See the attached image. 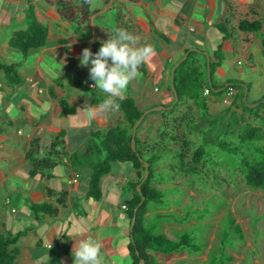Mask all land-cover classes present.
Returning <instances> with one entry per match:
<instances>
[{
    "label": "crops",
    "instance_id": "0c3cea01",
    "mask_svg": "<svg viewBox=\"0 0 264 264\" xmlns=\"http://www.w3.org/2000/svg\"><path fill=\"white\" fill-rule=\"evenodd\" d=\"M45 1L0 0V63L18 64L24 81L19 86L0 81V105H4L0 109V235L24 233L11 247L14 264H73L76 241L88 237L102 242L104 264H117L121 259L117 258L119 254L128 259L125 264H131L128 246L132 221L127 215V202L132 195L127 192L121 206L126 218L114 217V211L119 210V199L109 202V206L104 187L105 180L111 176L112 183L125 197L128 183L137 178L133 166L120 163L119 170L113 174V165V171L102 182L103 198L95 201L87 197L89 169L74 168L64 154L51 176L32 178L28 158L32 144L38 141L39 154L44 155L50 151L53 139L66 132V151L72 154L84 150L93 131L114 127L124 120L120 110L107 118L88 119L83 110L87 105H95L91 98H106L107 94L92 87L94 81L90 79L87 88L82 89L78 84L85 76L89 77L85 68L91 67H80L78 57L82 50L91 48L96 53L97 43L106 41L118 28L139 35L141 44H152L155 48L156 55L140 67V76L120 97L135 99L143 112L175 101L169 90L172 65L188 49L196 48L212 56L223 43L224 34L220 35L215 27L221 22L232 23L245 37L239 52L249 60L248 71L264 68L262 33L240 30V23L245 20H260L264 26V0H93L90 16L93 36L87 41H78L73 26L63 22ZM32 5L50 34L45 48L25 57L12 50L9 41L14 32L27 27V12ZM254 44L257 48L253 49ZM223 45L224 51L234 50L229 41ZM227 68L224 62L218 70ZM232 79L227 78L219 85L242 83ZM64 101L76 108L75 113L63 115ZM11 104L15 110L9 113ZM161 121L158 117L149 118L140 133L142 139L153 138ZM49 191L68 192L69 202L58 216L40 219L31 208L56 205L57 199ZM124 206L127 208L123 209Z\"/></svg>",
    "mask_w": 264,
    "mask_h": 264
},
{
    "label": "trees",
    "instance_id": "16d2710c",
    "mask_svg": "<svg viewBox=\"0 0 264 264\" xmlns=\"http://www.w3.org/2000/svg\"><path fill=\"white\" fill-rule=\"evenodd\" d=\"M75 1V4L69 0H46L45 3L56 10L63 22L73 26L78 41L90 40L93 36L90 24L91 4L85 3V0ZM227 25L222 23L215 25L224 34V38L223 43L219 45L212 56L210 53V75L216 90L228 84L229 86L222 92L214 93L209 86L206 56L192 52L190 49L186 50V53H189L188 58L177 68L175 73V87L179 95V102L172 110L166 109L157 112L160 114L161 124L156 130L154 138L143 140L140 133L149 119V115L146 116L137 129L136 151L132 149L133 127L144 112L138 108L135 99L131 97L117 99L124 120L114 127L93 131L82 151L72 154L66 151V132H61L55 137L50 151L44 155L40 156L39 154L40 144L38 141H35L31 146L28 158L32 164L30 171L32 178L51 176L53 170L60 165L61 156L64 154L69 158L74 168L89 169L90 180L87 197L95 201H101L103 198L102 182L105 177L111 174L113 164L130 163L133 166L137 178L127 185L128 192L132 195V198L127 202V215L131 221L136 217L135 226L130 233L133 240L131 238L128 246L131 264H140L142 260L145 264H164L159 261L160 258L169 259L185 251L190 254L202 252V249L195 244L188 234H181L177 239H172L166 231L157 233L159 224L150 222L151 204L160 206L166 202L164 192L153 186L154 167L165 156L167 159L178 161L177 172L179 175H196L199 177L204 175L205 181H209V174H214L217 177V168L224 166L223 163L221 164L222 161L220 162L219 156L210 151L213 148L209 145L217 144L216 148L219 153L236 157L233 176H241L248 188L264 191V126L255 125L252 121L253 115L247 114L248 111L253 112L254 110L249 109L244 103L245 90L235 84L241 82L232 81L219 85L214 81L217 70L226 60L223 44L230 41L232 37L228 33ZM263 28V22L260 20H245L240 23L241 31L262 33L261 44L264 53ZM49 34V27L40 22L36 8L32 5L27 12V27L13 33L9 47L27 57L47 46ZM161 37L169 42V39L164 35ZM101 46V43H97V51ZM175 64L172 65L171 70ZM0 72L4 74L11 86H19L24 83L19 74V65L16 63H0ZM247 87L250 90V86L247 85ZM206 89L210 90L209 95H205ZM169 90L173 92L171 83ZM230 90L233 91L232 105L228 106L225 100ZM104 99L92 97L91 102L98 105ZM263 100L264 96L261 101ZM261 101L260 103L263 104ZM181 103L191 104L186 113H180L179 105ZM217 105L220 107L217 108ZM64 106L63 115L75 113L76 108L67 101H64ZM203 120H205L204 127L201 126ZM194 136L203 141L205 139V145L197 144ZM215 158L219 161H216ZM142 160L150 164V174L143 183L142 194H140L137 187L143 182L145 176V166ZM224 162L226 163V161ZM49 192L57 199L56 205H34L31 208L36 217L40 219L45 216H58L60 209L65 208L69 202L68 192ZM142 197H145L143 203ZM141 203L142 205L135 216V209ZM209 213V210H205V218ZM191 215L192 213L187 214L188 217ZM155 217L171 222L174 218L181 216L176 217L173 212H158ZM187 220L182 216L180 225ZM231 227H234L235 234H239L242 239L244 238L241 225L236 224L235 218L232 220L229 231L232 229ZM180 232L181 230L178 233ZM23 234L21 232L16 236L0 235V264H14L15 255L11 251V247ZM230 239L232 237L226 233L225 242L221 246L224 251ZM214 253L212 251L206 264H219L216 253Z\"/></svg>",
    "mask_w": 264,
    "mask_h": 264
},
{
    "label": "rangeland",
    "instance_id": "374dc122",
    "mask_svg": "<svg viewBox=\"0 0 264 264\" xmlns=\"http://www.w3.org/2000/svg\"><path fill=\"white\" fill-rule=\"evenodd\" d=\"M221 23L228 24V33L232 36L229 45L233 46L234 50L224 51L226 55L225 64L228 65V68L218 70L214 76V81L216 84H223L222 82H225L227 78L240 80L243 84L250 86L247 102L249 104L260 103L264 96V68H258L254 72L248 71L251 70L249 60L243 58L239 52L245 37L241 32L236 31L233 25V27L231 26L232 23ZM219 34L223 35L221 31ZM255 35L260 36V34ZM256 44L253 45V49L257 48ZM85 72L89 73V68H85ZM88 79L89 77L85 76L84 81L78 83L82 89L87 88L89 85ZM1 80H3V83L7 82L2 72H0ZM161 90H164L163 87ZM10 95L12 96V94ZM13 104L17 105V102ZM13 104L9 108V113L15 110ZM172 105L160 106L170 107ZM190 105V103H181L179 105L180 113H186ZM216 107L220 106L217 105ZM3 108L4 105H0V109ZM252 110L254 111H248L247 114L253 115V123L257 126H264V102ZM213 111L216 112V110ZM152 113L149 114L148 118L158 117L160 119V114H157V112ZM201 126H205V120L201 122ZM193 138L195 140L197 136ZM196 142L199 145H205V139L203 141L198 138ZM216 145L209 146L213 148L210 151L219 156L220 162L222 161L221 164H224V166L217 168L218 178L211 173L209 174V181H205L204 175H200V177L196 175H179L177 172L178 161L167 159L166 156L154 167L153 186L164 192L166 202L160 206L151 204L152 216L150 222L159 224L157 233L166 231L172 239H177L181 234H188L195 244L202 249L200 254H190L185 251L169 259L160 258L159 261L164 264H206L212 251L216 253L214 254L217 256L219 264H264V191L248 188L241 176L234 177L236 157L219 153ZM215 160L219 161L217 158ZM113 165L115 170L112 173L115 174L121 164ZM125 165L129 166L131 164L126 163ZM123 172L126 173L125 170ZM111 179L113 178L110 176L105 180L104 197L109 206V202L119 199V210L114 211V217L120 215L121 218H126L121 206L126 200V195L128 196V189L125 188V197H123L121 190L114 186ZM84 180L87 184V178H84ZM113 197L116 198L113 199ZM205 210L210 211L206 218ZM158 212H173L176 217L184 216L188 220L182 225H180L181 217L174 218L171 222L159 220L155 217ZM195 212L196 214H193ZM189 213H192L191 217L187 216ZM234 218L236 224L241 225L244 234L243 239L239 237V234L234 233V227H231L232 231H229ZM180 230L181 232L178 233ZM226 233L232 239L228 240L227 248L224 251L221 246L225 242L224 236ZM234 236L236 237L233 238ZM117 258H121L117 260V264L128 262L125 255L119 254Z\"/></svg>",
    "mask_w": 264,
    "mask_h": 264
},
{
    "label": "clouds",
    "instance_id": "9594fccd",
    "mask_svg": "<svg viewBox=\"0 0 264 264\" xmlns=\"http://www.w3.org/2000/svg\"><path fill=\"white\" fill-rule=\"evenodd\" d=\"M93 0H85L92 4ZM101 41L96 53L91 48H84L80 67L89 68V79L94 81L92 87L106 93V98L98 105H87L84 110L88 119L107 118L109 114L120 109L117 99L127 90L130 83L140 76V67L155 55L152 44H141V37L126 29L118 28L114 34ZM80 111V110H78ZM102 242L92 237L76 241L72 255L73 264H104Z\"/></svg>",
    "mask_w": 264,
    "mask_h": 264
},
{
    "label": "water",
    "instance_id": "95a60500",
    "mask_svg": "<svg viewBox=\"0 0 264 264\" xmlns=\"http://www.w3.org/2000/svg\"><path fill=\"white\" fill-rule=\"evenodd\" d=\"M191 51H192V52H195V53H200V54H203L204 56H206V58H207V64H208V79H209V86H210V88L212 89V91H213L214 93H219V92H222V91L226 90V88L229 86V84L226 85V86H224V87H222V88H220V89H218V90H216V89L213 87V84H212V81H211V75H210L211 58H210L209 53L206 52V51H201V50L196 49V48L191 49ZM188 54H189V53L187 52V53L184 55V57H183L182 59H180V60L175 64V66L173 67V69H172V71H171L170 83H171V88H172L173 95H174V99H175L174 104H173L172 106H170V107L156 106V107H153L152 109H150V110H148V111H145V112L143 113L142 117L136 122V124H135L134 127H133V133H132V136H133V138H132V149H133V151H136V146H137V144H136V139H135V138H136V135H137V129H138L139 126L142 124V122L145 120L146 116L149 115V114L152 113V112H162V111H164V110H166V109H170V110H172V109L174 108V106H175L176 104H178V102H179V95H178V92H177L176 87H175V73H176L177 68H178V67H179V66H180V65H181V64H182V63L188 58ZM233 84H234V83H233ZM235 84L241 86V87L245 90V94H244V102H245L246 106H247L249 109H254V108L260 106L261 103L249 104V103L247 102V97H248V92H249V88L247 87V85L242 84V83H235ZM262 102H264V100H263ZM138 156H139V155H138ZM142 163H143L144 166H145V176H144L143 182L140 183V184L138 185V187H137V191H138L140 194H142V190H141L142 185H143V183L147 180V178L149 177V174H150V172H149L150 164L147 163V162L144 161V160H142ZM144 201H145V197H142V203H143ZM142 203H141L138 207H136V209H135V216H136V213H137L139 207L142 205ZM135 220H136V217H134V219L132 220L131 230H132L133 227L135 226V222H136ZM131 238H132V240H133V236H131ZM140 264H145V262L142 260V261L140 262Z\"/></svg>",
    "mask_w": 264,
    "mask_h": 264
},
{
    "label": "built area",
    "instance_id": "2783aa9c",
    "mask_svg": "<svg viewBox=\"0 0 264 264\" xmlns=\"http://www.w3.org/2000/svg\"><path fill=\"white\" fill-rule=\"evenodd\" d=\"M210 94V90L206 89L205 91V95H209ZM232 96H233V91L230 90V92L227 94V98L225 100L226 105L231 106L232 105ZM79 176L77 175L76 178H78ZM127 207L124 206L123 209H126Z\"/></svg>",
    "mask_w": 264,
    "mask_h": 264
}]
</instances>
